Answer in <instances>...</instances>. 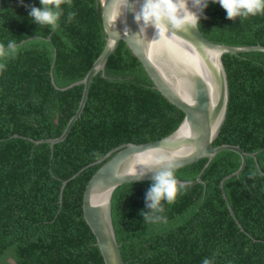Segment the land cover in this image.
<instances>
[{
	"label": "trees",
	"instance_id": "obj_1",
	"mask_svg": "<svg viewBox=\"0 0 264 264\" xmlns=\"http://www.w3.org/2000/svg\"><path fill=\"white\" fill-rule=\"evenodd\" d=\"M30 6L41 7L39 0H0V43L18 46L14 58L0 61L6 65L0 72V264H104L83 217L87 181L115 147L164 137L184 113L154 87L120 40L104 74L93 76L64 140L52 148L34 142L60 135L75 113L83 85L60 87L85 75L105 32L99 0L61 5L57 29L32 22ZM69 12L76 13L71 23ZM198 27L213 42L264 45V14L229 20L209 1ZM222 60L229 101L212 144H236L255 154L223 182L234 216L219 185L240 164L231 150L219 151L205 168L202 157L174 169L188 182L174 203L161 202L159 220L140 215L150 211L145 194L152 180L124 182L113 191L111 216L126 264H202L205 258L210 264H264V51L225 53ZM199 173L203 183L195 179Z\"/></svg>",
	"mask_w": 264,
	"mask_h": 264
},
{
	"label": "water",
	"instance_id": "obj_2",
	"mask_svg": "<svg viewBox=\"0 0 264 264\" xmlns=\"http://www.w3.org/2000/svg\"><path fill=\"white\" fill-rule=\"evenodd\" d=\"M141 2L142 0H129V8L111 24L108 21L111 0H99L105 32L103 49L81 79L60 87L66 89L75 84L83 85L78 107L60 135L33 140L36 143L48 142L51 148L54 143L64 140L73 122L81 114L93 76L98 72L104 74L107 58L115 51L120 40H123L139 59L154 87L170 103L183 111L184 116L179 125L166 136L142 143L127 142L115 147L116 152L102 163L87 181L82 197L83 217L94 234L104 264H126L120 252L111 216L114 189L124 182L153 180L156 171L160 170L146 172L139 177L116 175L117 171L123 173L128 159L134 154H141L144 159H147L149 154H175L174 170L202 157L207 158L203 167L205 168L219 151L236 152L240 156L238 168L219 181L222 196L232 216L234 213L228 203L223 182L242 171L247 155L255 156L253 152H247L236 144L212 143L226 118L229 101L228 78L222 56L225 53L264 51V45L242 46L213 42L202 33L198 25L197 28L186 26V30H171L170 45L158 42L155 40L158 36L151 27L144 36L139 35V26L134 21L131 8L139 10ZM195 179L203 183L200 173ZM178 181L181 184L188 182ZM65 183L66 180H63L61 189Z\"/></svg>",
	"mask_w": 264,
	"mask_h": 264
},
{
	"label": "clouds",
	"instance_id": "obj_3",
	"mask_svg": "<svg viewBox=\"0 0 264 264\" xmlns=\"http://www.w3.org/2000/svg\"><path fill=\"white\" fill-rule=\"evenodd\" d=\"M218 3L226 12V18L236 20L237 18L247 19L250 16L264 14V0H212ZM41 7L30 6L28 16L31 21L39 26H51L52 29L59 28V21L64 14L61 5L71 6L72 0H39ZM208 7V0H142L139 10H133L134 21L139 26V35L146 33L149 27L155 30L158 42L171 44L169 38L171 30H186L197 28L203 16L204 9ZM129 8V0H111L108 13V21L111 24L124 14ZM198 10V11H197ZM76 13L69 12L67 21L71 23ZM127 30V29H126ZM18 46L15 41H9L7 47L0 43V61L7 58H14ZM6 69V65L0 62V72ZM176 155L171 154H149L144 159L141 154H134L127 161V167L116 172V175L143 176L146 172L156 171L152 183L145 194V207L150 211H141L144 221L161 219L156 213L163 212L162 201L171 204L175 202L177 195L185 188L179 183L173 168L175 167ZM139 166V167H138ZM256 172L251 173L254 177ZM202 264H210L205 258Z\"/></svg>",
	"mask_w": 264,
	"mask_h": 264
}]
</instances>
